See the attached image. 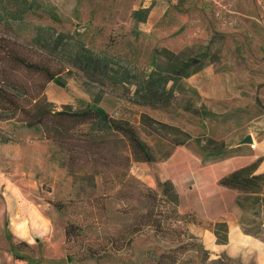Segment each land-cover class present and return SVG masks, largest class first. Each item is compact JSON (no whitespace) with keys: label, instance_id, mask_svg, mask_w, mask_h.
Wrapping results in <instances>:
<instances>
[{"label":"rangeland","instance_id":"obj_1","mask_svg":"<svg viewBox=\"0 0 264 264\" xmlns=\"http://www.w3.org/2000/svg\"><path fill=\"white\" fill-rule=\"evenodd\" d=\"M41 1L56 19L27 14L21 22L3 21L0 37L13 39L16 53L26 60L62 71L64 87L49 83L43 91L52 109L96 102L111 118L128 122L152 148L156 160L134 162L128 174L156 192L159 182L172 183L177 211L185 217L182 230L206 251L184 253V264H264V207L258 216L244 213L235 202L238 193L218 183L255 163V174H264V0ZM1 3L13 10L8 1ZM35 27L49 33L42 32L41 40L64 35L63 52L50 54L32 45ZM75 40L115 57L139 76L163 63L161 50L183 59L203 57V62L167 108L151 109L133 101L132 84L92 82L67 64ZM6 45L0 40V54ZM12 77L31 95L43 83L23 70ZM20 101L30 103L28 97ZM142 115L187 133L190 140L159 160L165 150L153 148ZM27 121L0 95V264H132L140 254L164 246L150 231L132 232L134 211L115 198L116 184L102 185L100 177L91 179L73 167L67 153L28 129ZM248 135L254 149L239 144ZM216 151L222 154L210 156ZM221 221L228 228L226 244H218L209 228ZM138 262L149 264L144 258Z\"/></svg>","mask_w":264,"mask_h":264},{"label":"trees","instance_id":"obj_2","mask_svg":"<svg viewBox=\"0 0 264 264\" xmlns=\"http://www.w3.org/2000/svg\"><path fill=\"white\" fill-rule=\"evenodd\" d=\"M6 1L13 10L9 12L4 9L0 0V23L21 22L27 14H48L52 19L57 18L55 12L41 0ZM32 32V45L45 49L50 54L63 52L64 46L67 45V40L62 34H53L41 40L43 34H49L48 31L35 27ZM0 40L7 43L0 54V63L6 62L0 67V86L4 90L2 92L0 89V95L5 103L12 110L25 114L28 129H33L63 149L73 167L84 169L91 179L100 177L102 185L118 186L115 198L134 211L132 232L150 231L164 243L158 251H147L146 256L140 254L132 264H142L138 260L143 258L149 264H184L183 254L186 252L206 254L196 238L188 236L186 231L182 230L180 223L185 217L177 211L178 194L171 182H159L156 192L130 179L128 171L132 163H150L156 160L152 148L139 137L135 129L126 121L111 118L96 102H79L77 108L66 105L59 111L52 109V105L44 98L43 91L49 83L64 87L59 76L62 71L52 70L47 65L19 56L14 49L13 39L5 40L0 37ZM73 49L67 64L84 73L92 82L132 84L133 101L139 106L151 109L167 108L175 95L185 90L183 80L200 68L203 62V57L183 59L170 51L161 50L159 56L163 63L154 65L146 75L139 76L133 74L128 67L119 65L115 57L107 53H94L80 41L73 42ZM19 70L42 78L43 83L39 85L38 92L31 95L24 85L15 81L12 75ZM27 97L30 103L23 106L20 99ZM141 125L150 131L147 135L152 138L153 148L165 150L159 160L168 158L173 149L190 140L187 133L147 115L141 116ZM200 148L202 152H207L205 147ZM209 154L220 156L222 153L216 151ZM256 168V163L240 168L221 178L218 183L238 193L235 202L244 213L250 212L258 216L259 210L264 207V174H255ZM134 201L141 208L134 209L129 204ZM209 228L218 244L227 243L228 228L225 222L211 223ZM72 229V225L66 228V238ZM243 230L245 233L256 235V232ZM182 236L185 243L181 241ZM260 239L264 240V237ZM172 242H175L176 246L166 245ZM212 264L221 263L214 261Z\"/></svg>","mask_w":264,"mask_h":264},{"label":"water","instance_id":"obj_3","mask_svg":"<svg viewBox=\"0 0 264 264\" xmlns=\"http://www.w3.org/2000/svg\"><path fill=\"white\" fill-rule=\"evenodd\" d=\"M251 141H252V138H251L250 135H248V136H246L245 138H243V139L239 142V144H240V145H246V144L250 143Z\"/></svg>","mask_w":264,"mask_h":264},{"label":"built area","instance_id":"obj_4","mask_svg":"<svg viewBox=\"0 0 264 264\" xmlns=\"http://www.w3.org/2000/svg\"><path fill=\"white\" fill-rule=\"evenodd\" d=\"M252 149H254L255 145L253 144H248Z\"/></svg>","mask_w":264,"mask_h":264}]
</instances>
